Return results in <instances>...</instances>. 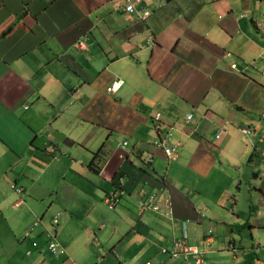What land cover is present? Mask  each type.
<instances>
[{
    "label": "crops",
    "instance_id": "crops-1",
    "mask_svg": "<svg viewBox=\"0 0 264 264\" xmlns=\"http://www.w3.org/2000/svg\"><path fill=\"white\" fill-rule=\"evenodd\" d=\"M125 1L0 0V264H264L242 251L246 231L236 233L248 227L264 258V217L251 213L264 207V0H141L134 12ZM114 19L109 46L98 30ZM156 113L174 162L152 146ZM217 167L235 169L224 188L208 184ZM116 188L126 194L114 228L125 229L103 237L97 203ZM145 190L162 191L170 207L142 212ZM10 207L23 212L12 227ZM183 222L201 253L187 263L160 253ZM218 227L229 233L205 239ZM46 238L63 262L46 257Z\"/></svg>",
    "mask_w": 264,
    "mask_h": 264
},
{
    "label": "rangeland",
    "instance_id": "rangeland-1",
    "mask_svg": "<svg viewBox=\"0 0 264 264\" xmlns=\"http://www.w3.org/2000/svg\"><path fill=\"white\" fill-rule=\"evenodd\" d=\"M97 15H100V14H97ZM116 18H117V16H116ZM115 23H116V19H114V26L112 27V28H110V27H108V26H103L102 25V27L100 28V30H98L99 31V33H100V36H101V38H102V40H103V42L104 43H109V46H112V44L113 43H111L110 42V38H111V29H115ZM210 128V131H212V129H214V133H215V128L213 127V126H211V127H209ZM214 133H213V135H214ZM215 141V139H214V137H213V139H212V142H214ZM115 145H116V143H115ZM115 147V146H114ZM91 161V160H90ZM89 161V162H90ZM89 164V163H88ZM87 164V165H88ZM142 168L143 169H147V167L146 166H142ZM234 171H235V169L234 168H223V167H217V168H214L213 169V171L211 172V174L209 175V181H208V184L209 185H212V183L216 186V187H218V186H222L223 188L224 187H226L227 185H228V182H230L229 181V176H233V174H234ZM218 181V182H217ZM245 181V180H244ZM250 183V180H247V184H249ZM251 183H252V185L253 186H257L258 185V182L257 181H255V180H252L251 181ZM246 184L244 183V186H245ZM247 186V185H246ZM14 187V185H12V188ZM232 187H236V185H233V183H232V181H231V184L229 185V188H228V190L230 191L231 189H232ZM212 188V187H211ZM16 189V188H15ZM19 189V188H18ZM235 190V192H237V190H236V188L234 189ZM104 191V190H103ZM21 192H19V194H20ZM105 191H104V195H105ZM202 193V192H201ZM203 194V193H202ZM205 194H206V191L204 192V197L202 198V200L203 199H205V198H207V195H206V197H205ZM106 195H107V193H106ZM257 195L255 194V196H254V198H257L256 197ZM259 196V195H258ZM122 199V196L120 197V200ZM120 200L117 202V204H116V206H115V209L114 210H109L108 209V207L104 204V197L103 198H101V203H103V205L100 203V201L98 200V203H97V207H98V213H99V215L101 216V220L102 221H100V223H104V225H106V227L108 228V230L106 231V233L103 235V237H108L109 235H110V233H109V231H111V234L112 233H114V231H115V233L118 235L119 234V232H121L123 229H125L124 227H123V225H120V230L118 229V231H116L115 230V228L114 227H116V226H118L119 225V222L120 221H124V219H123V216L122 215H120L118 212H117V210H118V208H116L117 207V205H119V202H120ZM1 201V200H0ZM12 203H14V200L12 201ZM12 205V204H11ZM210 207H211V203L210 202H204V204L201 202V205H199V206H197V208L200 210V209H202V208H207V209H210ZM258 208V206L256 207V209ZM259 209H261V211H264V207H260ZM5 211H9V210H6V209H4ZM255 209H252L251 210V213L254 215H252V217L253 218H255V214L253 213V211H254ZM21 213H23L22 212V208L21 209H19V208H14V207H10V211H9V213H8V215H4V216H7V218H6V220H3V223L4 224H9L10 225V227H12V225H13V223H14V221L11 219V216H15L16 218L17 217H20V215H21ZM206 216H208V212H206V213H204ZM262 220V219H261ZM250 225H253V223H251ZM260 227H263V226H260ZM237 228H238V230H237V232L236 233H238V231H242V233H244V231L243 230H245L246 231V233H247V235H248V240L247 239H242L241 241H240V247H243V252L245 253V252H247V251H249V252H251L252 253V257L253 258H257V259H259V260H261V261H263V263H264V258H263V256L262 255H258V252H257V250H258V248H256V247H253L252 246V240H250L249 239V232H248V227H243V229H242V227H240V226H237ZM235 229V228H234ZM112 230H114V231H112ZM212 230V236H214V239H219V238H224V233H229V229L227 228V229H222L221 230V227H218L217 229H216V231L214 230V229H211ZM97 233V232H96ZM126 234V233H125ZM128 235V234H127ZM102 237V238H103ZM128 237H130V236H128ZM99 238H101V237H99ZM101 238V239H102ZM234 238V241H235V244H236V246L238 247V245H239V236H237V237H233ZM61 239H66V237L65 236H62L61 237ZM226 240H227V238H225ZM231 239V238H230ZM128 240H129V238H127V237H125V238H118V241H120V244H121V246L123 247V246H125L127 243H128ZM224 240V239H223ZM49 241L50 240H48L47 238L43 241V245H42V247H43V250H44V252L46 253V257L49 259V258H54V259H57V260H59V261H61V262H63V260H62V258L61 257H63L64 255H65V253L64 252H62V249L61 248H63V247H61V248H57V251L56 252H54V251H51L49 248H48V244H49ZM257 241V240H256ZM102 243L105 245L106 243H107V240H103L102 241ZM256 243H259L260 244V242H256ZM262 245V244H261ZM226 246H227V243H226ZM213 249H215V245L212 247ZM240 249V248H239ZM239 251V250H238ZM236 252V255H237V260H239L240 259V254H239V252ZM116 252H117V254L119 255V249H117L116 250ZM59 253V254H58ZM30 254V252L28 253V255ZM192 256H194V255H191V256H189L188 257V260H189V258H191ZM222 256H228V257H230L229 256V254L225 251V253H223L222 254ZM113 257V259H116V257L115 256H112ZM193 258V257H192ZM191 258V259H192ZM221 259H223V258H220L219 259V261L221 260ZM182 261H183V259H182ZM229 263H230V261H229ZM165 264H175V262H173V261H169V262H166Z\"/></svg>",
    "mask_w": 264,
    "mask_h": 264
},
{
    "label": "built area",
    "instance_id": "built-area-1",
    "mask_svg": "<svg viewBox=\"0 0 264 264\" xmlns=\"http://www.w3.org/2000/svg\"><path fill=\"white\" fill-rule=\"evenodd\" d=\"M141 0H126V5L124 6V10L126 12H133L134 11V4L133 3H140ZM142 13V18H146L149 15V12L147 10H141ZM119 86V84L117 83H113L112 84V88H117ZM159 115L157 114L155 116V127H154V132L157 136V139L154 141V146L160 148L164 154L167 156V158L169 160H175L176 159V148L173 145H170L168 143L169 138L167 137V134H165L162 129L161 126L159 124ZM226 130L225 129H221L217 132L216 134V138H218L219 136H221L222 133H225ZM242 132L244 134H249L250 131L247 129H243ZM146 162H149V159L145 160ZM261 176L264 177V168L261 170ZM16 192H21L20 189H16ZM263 200H264V194H263ZM151 201L153 202L152 199H149L148 201H146L144 203V208H151L152 210H159V207L157 205H153L151 203ZM164 206L165 207H170V203L167 202L166 200H164ZM256 214L258 216H264V211H256ZM185 224H182L181 227L179 228V230L181 231L182 235L179 239H176L175 241H173L171 243V246L168 250L162 249L163 253H167L173 257H177V256H182L184 261L188 260V257L191 255H195V256H199L200 253L198 252V250L187 244V237L185 234ZM51 248H53L51 246ZM199 263V258L196 259V264Z\"/></svg>",
    "mask_w": 264,
    "mask_h": 264
},
{
    "label": "clouds",
    "instance_id": "clouds-1",
    "mask_svg": "<svg viewBox=\"0 0 264 264\" xmlns=\"http://www.w3.org/2000/svg\"><path fill=\"white\" fill-rule=\"evenodd\" d=\"M141 2V1H140ZM134 4V11L136 10V8H135V4H137V3H133ZM126 5V1H125V4H122L121 5V9L123 10V11H125L123 8H124V6ZM141 10H146V9H141ZM133 11V12H134ZM148 12H149V10H147ZM126 12V11H125ZM141 12V11H140ZM141 16H142V13H141ZM74 46L76 47V48H84V46H83V42H81V41H77L75 44H74ZM117 83V84H119V86L117 87V88H112V84L113 83ZM122 85V82L121 81H112L111 82V84H110V86H109V88H108V91L109 92H115V91H117L119 88H120V86ZM159 115V124H160V126H161V129H162V131L165 133V134H167V137L169 138V136H168V132H166V130H164V128H163V122H162V118H161V114L160 113H156L153 117H154V119H155V116L156 115ZM188 117H190V116H188ZM154 127H155V125L154 126H152V130L154 131ZM244 129H247V130H249L250 131V133H251V130L249 129V128H244ZM243 130V129H242ZM244 134V133H243ZM156 134H155V132H153V136H155ZM155 141V140H154ZM154 143V142H153ZM152 143V146L154 147V148H156V149H159V150H161L160 148H158V147H156V146H154V144ZM168 143L170 144V138H169V140H168ZM127 145V143L126 142H123L122 143V145L120 146L121 148H123V147H125ZM170 145H173V144H170ZM175 148H176V155H178V149H177V146L176 145H173ZM99 150V149H98ZM161 152L164 154V152L161 150ZM164 156L166 157V159H167V161L168 162H174L176 159H177V156H176V159L175 160H169L168 158H167V156L164 154ZM146 159H149V162H146L145 160ZM142 161L146 164V165H150L151 164V157H149V156H144L143 157V159H142ZM98 164V163H97ZM18 189L17 187H13V189L16 191V189ZM20 190H21V193H22V189L21 188H19ZM121 190H122V188H121ZM124 191V190H123ZM143 193H142V200H141V202H140V210L142 211V212H144V211H153V212H158V210H152L151 208H144V203L146 202V201H148L149 199H152L153 200V202L151 201V203L153 204V205H157L158 207H159V204L162 202V205L164 204V200H166V198H163L162 197V195H163V192L161 191V192H156V193H151V194H147L146 193V190L145 191H142ZM17 193V192H16ZM263 194H264V192H263ZM263 194H262V196H263ZM261 196V199L263 200V197ZM120 197H121V194H120ZM162 199H163V201H162ZM120 200V198L119 199H117V200H112V198H110L109 197V194L107 195V196H105L104 197V204L108 207V209L109 210H114L115 209V206H116V204H117V202ZM160 200H161V202H160ZM167 202H169L168 200H166ZM264 201V200H263ZM160 209V208H159ZM258 210H260L259 208L258 209H256L255 211H253L254 213H255V215L256 216H258L257 214H256V211H258ZM261 211V210H260ZM263 212V211H262ZM260 217H264V216H260ZM56 224H57V218L56 217H54L53 218V221H52V223H51V226L53 227V236H54V233H55V228H56ZM182 224H185V226H186V222H183V223H181L180 224V226H179V228L181 227V225ZM186 230H187V228L185 227V234H186V237H187V233H186ZM180 231V230H179ZM210 232V231H209ZM208 232V233H209ZM180 233H181V231H180ZM181 235H182V233H181ZM181 237V236H180ZM179 237V238H180ZM179 238H176V239H179ZM176 239H173L172 240V242L173 241H175ZM53 242H49V247H50V249H52V251H54V248H60V247H58V245H57V243H54V241L55 240H52ZM171 242V243H172ZM51 246L53 247V248H51ZM170 246H171V244L169 245V246H167V247H165V246H161L160 247V253L162 254V255H165V256H168V257H170V258H178L179 256H177V257H173V256H171V255H169V254H167V253H163L162 252V249H165V250H168L169 248H170ZM194 247V246H193ZM196 248V247H195ZM62 249V248H61ZM197 249V248H196ZM198 250V249H197ZM63 252V251H62ZM199 252V251H198ZM200 253V252H199ZM200 255H201V253H200ZM199 255V256H200ZM182 257V256H181ZM197 258H199V257H197ZM183 259V258H182ZM188 261V260H187ZM187 261H184V263H187ZM199 263H200V258H199ZM198 263V264H199Z\"/></svg>",
    "mask_w": 264,
    "mask_h": 264
},
{
    "label": "trees",
    "instance_id": "trees-1",
    "mask_svg": "<svg viewBox=\"0 0 264 264\" xmlns=\"http://www.w3.org/2000/svg\"><path fill=\"white\" fill-rule=\"evenodd\" d=\"M155 125V119H154V117H153V119H152V126H154ZM153 129V128H152ZM152 132H154L153 130H152ZM157 139V136L155 135L154 136V138H153V142H154V140H156ZM152 142V143H153ZM67 144H71V142H66ZM101 155H102V151H101V149H99L97 152H95L94 154H93V157H92V159H91V161L89 162V164H88V168L89 169H91V170H95V166H96V164L97 163H99L100 162V160H101ZM103 156V155H102ZM96 170H97V168H96ZM120 194H121V196H124L126 193H125V191H123V190H119L118 188H116V190H113L110 194H109V197L110 198H112V200L114 201V200H117V199H119L120 198ZM210 238H212V232L210 231L209 233H208V236H206V238L205 239H210ZM230 248L231 249H233L234 250V248L230 245Z\"/></svg>",
    "mask_w": 264,
    "mask_h": 264
},
{
    "label": "bare ground",
    "instance_id": "bare-ground-1",
    "mask_svg": "<svg viewBox=\"0 0 264 264\" xmlns=\"http://www.w3.org/2000/svg\"><path fill=\"white\" fill-rule=\"evenodd\" d=\"M261 210V209H260ZM254 213V212H253Z\"/></svg>",
    "mask_w": 264,
    "mask_h": 264
}]
</instances>
